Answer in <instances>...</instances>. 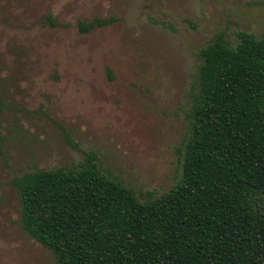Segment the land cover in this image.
<instances>
[{"label":"rangeland","instance_id":"374dc122","mask_svg":"<svg viewBox=\"0 0 264 264\" xmlns=\"http://www.w3.org/2000/svg\"><path fill=\"white\" fill-rule=\"evenodd\" d=\"M239 32L264 37V0H0V264H56L22 224L27 173L92 153L141 201L172 190L201 52Z\"/></svg>","mask_w":264,"mask_h":264},{"label":"trees","instance_id":"16d2710c","mask_svg":"<svg viewBox=\"0 0 264 264\" xmlns=\"http://www.w3.org/2000/svg\"><path fill=\"white\" fill-rule=\"evenodd\" d=\"M238 38L233 48L218 34L201 52L182 178L166 194L141 201L92 153L13 181L23 227L56 264H264V37Z\"/></svg>","mask_w":264,"mask_h":264}]
</instances>
